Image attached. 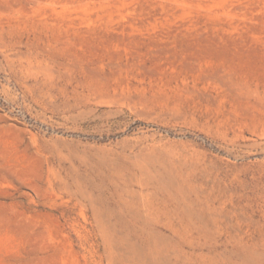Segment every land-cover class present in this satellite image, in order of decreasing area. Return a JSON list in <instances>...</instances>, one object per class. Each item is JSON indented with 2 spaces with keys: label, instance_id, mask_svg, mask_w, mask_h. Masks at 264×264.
<instances>
[{
  "label": "rangeland",
  "instance_id": "rangeland-1",
  "mask_svg": "<svg viewBox=\"0 0 264 264\" xmlns=\"http://www.w3.org/2000/svg\"><path fill=\"white\" fill-rule=\"evenodd\" d=\"M0 264H264V0H0Z\"/></svg>",
  "mask_w": 264,
  "mask_h": 264
}]
</instances>
